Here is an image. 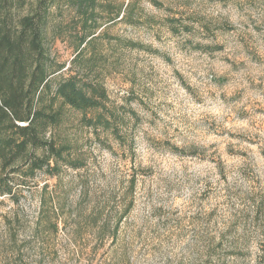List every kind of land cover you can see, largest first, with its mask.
<instances>
[{"label":"rangeland","instance_id":"obj_1","mask_svg":"<svg viewBox=\"0 0 264 264\" xmlns=\"http://www.w3.org/2000/svg\"><path fill=\"white\" fill-rule=\"evenodd\" d=\"M97 2L83 71L114 117L64 107L53 174L0 181V264H264V0Z\"/></svg>","mask_w":264,"mask_h":264},{"label":"trees","instance_id":"obj_2","mask_svg":"<svg viewBox=\"0 0 264 264\" xmlns=\"http://www.w3.org/2000/svg\"><path fill=\"white\" fill-rule=\"evenodd\" d=\"M55 1L0 0V181L5 186L15 176L31 180L37 172L51 175L57 169L65 147L58 149L50 131L62 121L64 107L84 117L92 114L99 126L106 122H101L102 115L94 116L96 112L114 117L106 106L104 87L83 71H92L85 56L88 49L95 53L103 39L112 42L96 33L99 2L69 0L67 7L74 14L65 28L62 20H54ZM107 4L103 9L110 7ZM122 8L112 10L109 23L118 20ZM124 12L120 20L125 21L130 15ZM65 32L75 56L67 68L72 74L53 85L52 78L65 67L53 49L65 40ZM41 196L39 214L44 217L45 195Z\"/></svg>","mask_w":264,"mask_h":264}]
</instances>
